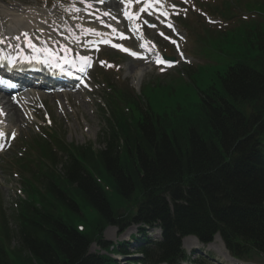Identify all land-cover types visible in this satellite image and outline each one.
Returning <instances> with one entry per match:
<instances>
[{
  "label": "trees",
  "instance_id": "1",
  "mask_svg": "<svg viewBox=\"0 0 264 264\" xmlns=\"http://www.w3.org/2000/svg\"><path fill=\"white\" fill-rule=\"evenodd\" d=\"M255 45V55L242 60L227 54L235 62L199 93L192 110L145 116L136 124L117 120L98 153L63 145L70 164L61 188L51 184L19 208L16 247L10 248L7 226H0V264H117L88 254L96 242L106 253L128 255V244L111 250L100 239L107 221L120 229H162L155 244L140 233L133 237L143 259L127 264H178L182 237L206 244L216 234L233 258L264 261V31ZM76 155L109 185L111 202ZM81 205L101 214L90 232L78 231L68 216Z\"/></svg>",
  "mask_w": 264,
  "mask_h": 264
},
{
  "label": "rangeland",
  "instance_id": "2",
  "mask_svg": "<svg viewBox=\"0 0 264 264\" xmlns=\"http://www.w3.org/2000/svg\"><path fill=\"white\" fill-rule=\"evenodd\" d=\"M70 1L0 0V26L9 20L11 21V16L16 18V21L31 18L39 19V21L47 25L60 22V25L65 26V23L69 22V18H64L66 17L64 14L67 13L57 8L44 11L43 7L47 9L54 3L64 7ZM154 1L157 3L156 8L160 10L159 13L162 14V17L157 18L152 9L146 8V3L143 5L135 3L133 8L137 13V23L142 28L145 36L157 45L158 51H164L166 54L173 56L171 39H174L175 36L165 27L167 21H172L173 27L177 28L182 35H186V43L181 44L180 49L185 57L188 58V63L182 64L178 62L176 68L163 75L158 74L160 69L144 62L129 59L122 55L120 50L111 51L108 48H99L94 53L88 54L96 62L88 81L89 89L93 91V94L70 92L69 94L64 93L63 96V94L45 95L42 92L34 91L30 93V102L34 100V102L30 103V107L34 110L36 118L33 121L22 117L23 120L20 117L22 115H19L14 108L8 107L9 110L11 108L8 113L9 117L6 119L8 123L6 121L4 123L9 131L16 132V140L13 142L12 148L0 156V226L2 218L7 221V226L13 233L16 231V210L20 202L26 200L25 194H27V192L24 193L23 183L35 184L33 180L32 182L27 180L31 176V170L36 171V165L28 163L29 166L32 165L28 172L18 168V165H16L19 160L24 158L25 161L33 162V164L40 160L39 154L35 157H30L34 153L33 149L36 145L32 146L30 151L27 152V145L31 138L48 142L50 136H56L57 140L66 144L88 148L91 151L103 150L105 142L103 141V135H100V133L104 129L103 121L109 115L107 102L113 94L112 91L117 90H129L131 94L134 92L135 96L140 94L141 99L149 104L153 114L160 116V118L163 115L172 116L173 111L177 110L178 107L192 110L191 106H195L199 102L200 91L204 90L215 79V73L223 71L226 65L235 62L233 58L224 53L227 44H225L224 40L221 41L218 38L221 33L216 31L214 32L215 36H211L210 30L216 29L220 32L230 30L233 22L237 20H225L233 14L240 15V21H244V15L248 17V20L251 18L255 21L259 20L258 17H253L251 14L246 15L251 12V4L245 0ZM111 3L110 1L106 5L107 7L102 8L103 12H109L106 22L113 26V30L124 31L122 17L117 13L116 15L113 14V10L109 8V5H112ZM147 3V5L154 6L151 2ZM114 6L116 7V5ZM175 8L177 9L174 10ZM141 9L145 10L142 11ZM218 10L220 11L218 12ZM256 11H258V14L264 15L259 13L257 8ZM200 13L209 19L201 17ZM33 14H38L42 17ZM72 18L74 19L75 16H72ZM87 18L84 23L85 26L96 29L101 28L102 25L100 23L96 24L89 17ZM141 18L148 21V27L142 26ZM184 18H186V22L179 21V19L182 20ZM260 18L262 19L263 17L260 16ZM109 20H112L113 23H110ZM177 21L179 27L176 25ZM72 22L78 24L75 19ZM12 25L15 24L12 22ZM31 29L35 34H41L46 37L42 32ZM172 36L173 38H170ZM203 37L207 38V45L202 40ZM164 39H169L170 41L165 42ZM124 44L130 45L134 43L132 41H124ZM71 45L72 43H69V46ZM85 50L86 48L82 44L78 45L77 51L80 55H87ZM101 62L104 63L102 64ZM191 64L193 68L190 70L188 66ZM38 94H43V96L41 97ZM139 106L141 110L144 109L143 104H139ZM127 108L130 110H128L127 115H132L131 106H127ZM3 120V118H0V124H2L1 121ZM37 187L41 188V184H37ZM62 209L67 212L65 208ZM83 211L86 213L88 220H93L94 211H91L90 214L87 208H83ZM68 216L73 218L75 225L87 228V223L83 222L82 218L77 214L70 213ZM136 230V226H131L125 232L120 233L116 228L107 227L101 238L109 243H120L127 241L130 235L136 233ZM17 243L18 239L13 236L10 241L11 249L16 247ZM182 248L187 254H190L193 249L195 251L197 249L200 250V253L195 252L191 257V264H236L226 256L227 251L215 238L210 244L205 246L196 243V240L192 238H185L182 241ZM89 253L105 254L95 245L90 247ZM118 258L115 257V259ZM123 263L124 259L119 261V264Z\"/></svg>",
  "mask_w": 264,
  "mask_h": 264
},
{
  "label": "bare ground",
  "instance_id": "3",
  "mask_svg": "<svg viewBox=\"0 0 264 264\" xmlns=\"http://www.w3.org/2000/svg\"><path fill=\"white\" fill-rule=\"evenodd\" d=\"M16 18H14L13 16H11V21L9 20V21H7L5 24H3V25H1L0 26V32H2L1 34H0V38L1 37H4V35H10V37H11V39H9L10 41H12V39L15 41V45H17V47L20 49V51H23V53H27L30 49H32V50H34V48H36V45L35 44H32L31 42H28L29 40H28V38H30V32H31V27L32 26H37L36 25V23H35V21L36 20H32V21H30V20H27V21H25V20H19V21H16L15 20ZM12 22L15 24V25H17V26H15V25H13L14 26V29L15 28H17V30H16V32H15V30L14 31H12V32H8L7 34H6V29L7 28H11V26H12ZM55 26V28H57L56 27V25H54ZM58 29V28H57ZM19 30H20V32H19ZM22 31V32H21ZM25 34H26V36H25ZM15 35L17 36V37H15ZM35 37H37V35H35ZM23 40H26L25 41V43H27V45H28V48L29 49H27V47H24V45H22L21 43H19V42H21V41H23ZM5 44H8V41L6 40V42H5ZM29 44H31L32 45V47H29ZM41 45H43V47H39V49H35V51H38V52H43L42 50H45L46 49V47L47 48H50V49H52V50H54V46H53V43H50V42H48V38H45L44 39V41L43 42H41ZM40 48L42 49V50H40ZM26 49V50H25ZM16 50V49H15ZM148 50V49H147ZM19 53V52H18ZM43 53H45V52H43ZM12 57H14V56H16V54H13V55H11ZM12 57H8L9 58V60L12 58ZM19 60H20V57H19ZM14 63H15V65L16 64H18V61H14ZM45 76V75H44ZM43 76V77H44ZM49 80V79H48ZM35 82H37V83H40L39 81H35ZM10 105H12V104H10ZM12 107L14 108V106L12 105ZM13 113H15V112H13ZM14 115V114H13ZM15 116V115H14ZM1 131V130H0ZM215 239L216 240H219L218 239V237H215ZM227 256V255H226ZM228 257V256H227ZM229 258V257H228ZM232 260V259H231ZM233 261V260H232ZM233 262H235L236 264H241V263H239V262H236V261H233Z\"/></svg>",
  "mask_w": 264,
  "mask_h": 264
},
{
  "label": "snow or ice",
  "instance_id": "4",
  "mask_svg": "<svg viewBox=\"0 0 264 264\" xmlns=\"http://www.w3.org/2000/svg\"><path fill=\"white\" fill-rule=\"evenodd\" d=\"M121 2L123 3V2H125V0H121ZM148 7H151V5L149 4ZM141 10L143 11L145 9H141ZM125 17L128 18V19H135V18H137V17H134L131 14H129L127 11L125 12ZM132 30L133 31H137V29H135V28L132 29ZM25 36H26V34H25ZM141 46L143 47V45H141ZM29 47H32V45L29 44ZM114 47H115V45H114ZM120 50L121 51H125V52H129V54L132 55L133 57L139 58V57L136 56V53L130 52L128 49L121 48ZM85 62L87 63V58H85ZM101 63L103 64L104 62H101Z\"/></svg>",
  "mask_w": 264,
  "mask_h": 264
}]
</instances>
